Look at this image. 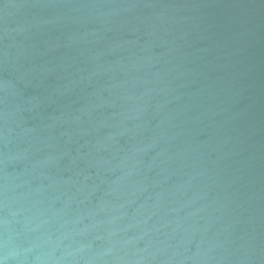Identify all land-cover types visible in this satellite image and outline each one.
I'll use <instances>...</instances> for the list:
<instances>
[{
    "label": "water",
    "instance_id": "water-1",
    "mask_svg": "<svg viewBox=\"0 0 264 264\" xmlns=\"http://www.w3.org/2000/svg\"><path fill=\"white\" fill-rule=\"evenodd\" d=\"M0 264H264V0H0Z\"/></svg>",
    "mask_w": 264,
    "mask_h": 264
}]
</instances>
